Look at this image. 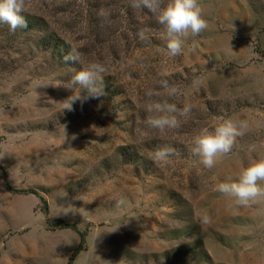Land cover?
<instances>
[{
  "label": "rangeland",
  "instance_id": "1",
  "mask_svg": "<svg viewBox=\"0 0 264 264\" xmlns=\"http://www.w3.org/2000/svg\"><path fill=\"white\" fill-rule=\"evenodd\" d=\"M199 3L208 28L168 58L162 26L130 0H26V29L0 23V264H68L81 235L47 219L85 233L72 264H264V201L242 207L214 190L264 159V0ZM73 47L81 63L64 62ZM93 62L107 95L64 109ZM162 78L179 94L153 100L193 105L163 133L145 124V93L163 94ZM225 119L249 128L206 169L193 138ZM163 147L175 155L157 166Z\"/></svg>",
  "mask_w": 264,
  "mask_h": 264
},
{
  "label": "clouds",
  "instance_id": "2",
  "mask_svg": "<svg viewBox=\"0 0 264 264\" xmlns=\"http://www.w3.org/2000/svg\"><path fill=\"white\" fill-rule=\"evenodd\" d=\"M130 7L136 9H147L162 26V38L165 40V48L161 49L165 58L181 55L185 39L191 34L198 36L208 28L207 20L204 18L203 10L199 0H130ZM26 0H0V23L7 24L9 30L15 33L18 29L28 27L26 17ZM102 22L108 19L109 14L101 9L98 13ZM137 36L141 42H150L146 29H140ZM65 63H81V55L74 47L64 57ZM107 69L100 63H89L71 78V90L79 88V94L68 97L64 103V109L73 110V104L80 101L81 104L89 99H98L107 95L104 87V74ZM161 77H167V72H161ZM159 86L164 90L163 94L154 89H148L145 95L148 102L145 110L148 113L145 124L161 133L177 129L181 121L179 117L189 115L193 105L185 103L182 109H178L174 103H169L170 98L179 94V89L169 83L167 78L158 81ZM166 96L169 99L153 100V97ZM249 128L247 119L233 121L225 119L219 123L214 130L202 129L194 136L190 152L199 158V162L206 169H213L220 156L231 153L236 140L241 137ZM175 155L171 147H163L154 151L151 159L157 166L166 165L170 158ZM264 159L258 160L242 170L238 179L219 183L214 190L230 197L235 204L242 207H250L253 204L264 201ZM123 198L115 200L117 209L125 205ZM197 221L204 225L211 223L208 214H200Z\"/></svg>",
  "mask_w": 264,
  "mask_h": 264
},
{
  "label": "trees",
  "instance_id": "3",
  "mask_svg": "<svg viewBox=\"0 0 264 264\" xmlns=\"http://www.w3.org/2000/svg\"><path fill=\"white\" fill-rule=\"evenodd\" d=\"M0 169L2 170V172H3V178H4V180H6V177H7V172H6V170L0 165ZM8 188H10V186L8 185ZM41 200L46 204V207H45V209L43 210L44 211V213L47 215V213H48V208H47V202H46V200L44 199V198H41ZM59 221H61V220H58L57 222H55V223H53V222H51L49 219H47V224L50 226H54V227H58V228H72V229H74V230H76V231H78L79 233H80V235H81V243H80V246L77 248V250L74 252V254L72 255V257L70 258V260H69V263L68 264H72V262H73V260H74V255H76V253H78V252H80L81 250H82V248H83V246H84V243H85V233L84 232H80L79 230H77V228L75 227V226H71L70 224H66L65 222H59ZM61 223V224H56V223Z\"/></svg>",
  "mask_w": 264,
  "mask_h": 264
}]
</instances>
